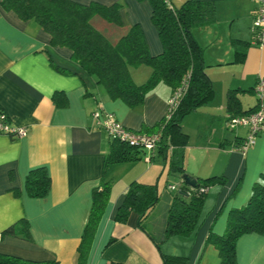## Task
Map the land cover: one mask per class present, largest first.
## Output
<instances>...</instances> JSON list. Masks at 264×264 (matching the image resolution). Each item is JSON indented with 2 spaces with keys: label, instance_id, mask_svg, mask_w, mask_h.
<instances>
[{
  "label": "crops",
  "instance_id": "0c3cea01",
  "mask_svg": "<svg viewBox=\"0 0 264 264\" xmlns=\"http://www.w3.org/2000/svg\"><path fill=\"white\" fill-rule=\"evenodd\" d=\"M75 1L121 5V27L97 16L91 19L93 27L116 43L138 24L149 53H161L148 1ZM185 1L170 0L174 7ZM199 1L212 2L216 14L213 23L192 29L193 38L203 49L214 95L208 104L183 118L182 131L188 136L183 166L192 178L219 177L221 181L209 187L193 234L167 240H163V232L176 191L169 187L177 189L179 185H168L166 178L160 190L159 183L164 173L179 177L169 172L168 162L156 152L139 151L133 153L134 160L109 161L108 137L92 113L100 108L112 113L125 128L141 132L166 115L171 90L159 84L135 106L111 100L95 78L82 72L71 59L69 49L53 46L50 36L35 21H22L0 5V112L11 126L26 129L25 137L0 134V254L77 264L93 190L109 181V199L84 264H162L161 255L180 257L182 264H219L218 251L208 234L225 232L229 211L246 204L253 185L264 173V133L242 154L238 146L246 129L228 125L232 113L240 114L257 104L254 88L257 79L264 76V46L252 43L254 2ZM236 50L244 53L241 61ZM150 72L141 66L132 70L131 76L136 84H142ZM229 90L237 91L236 108L227 106ZM39 167L47 171L50 187L46 195L36 198L27 194L25 177ZM133 181L156 184L160 196L142 228L135 212L125 222L115 219ZM13 225V233H3ZM235 257L237 264H264V234L241 235L235 243Z\"/></svg>",
  "mask_w": 264,
  "mask_h": 264
},
{
  "label": "trees",
  "instance_id": "16d2710c",
  "mask_svg": "<svg viewBox=\"0 0 264 264\" xmlns=\"http://www.w3.org/2000/svg\"><path fill=\"white\" fill-rule=\"evenodd\" d=\"M137 1H148L151 7L150 19L162 45V51L157 55L149 53L138 24L131 26L116 43H111L93 27L91 19L95 16L106 23L121 27L119 4L102 5L92 2L84 5L75 0H0V5L4 10L15 13L22 21H35L50 36L53 46L69 49L71 59L82 72L95 78L96 83L105 89L111 100H121L128 106H135L142 103L146 95L159 84L167 86L172 92L171 96L184 86L175 108L153 127L141 130V133L159 135L156 153L168 162L169 172L176 173L181 179L168 206L163 240L176 235L187 237L193 234L199 224L209 187L221 181L219 177H209L194 178V186L184 182L183 176L186 173L183 158L188 136L181 127L186 115L208 104L214 95L212 82L205 71L203 49L193 38L192 29L213 23L216 19L215 8L212 2L199 0H186L179 7L164 0ZM235 54L241 61L244 53L236 50ZM141 66L148 67L151 72L145 82L136 84L131 71ZM236 92H227L226 102L229 108L239 106ZM256 109L257 104L240 114L232 113V117L249 114ZM108 140V160L113 163L134 160L136 157L133 153L145 152L143 149L129 147L120 140ZM49 187L50 178L45 168L28 171L25 189L29 196L43 197ZM110 190L109 181L93 190L92 208L78 249L77 264L85 262ZM159 197L156 184L147 185L133 181L124 193L115 219L125 222L128 215L135 212L139 215V227L142 228L141 224L155 208ZM15 225L5 229L3 233H13ZM252 232L264 234V173L262 180L253 185L246 204L229 211L225 232L222 235L212 232L208 234L209 242L218 251L219 264H237L236 240L241 235ZM155 245L158 248L159 244ZM161 257L162 264L183 263L180 257ZM0 264L57 263L0 254Z\"/></svg>",
  "mask_w": 264,
  "mask_h": 264
},
{
  "label": "built area",
  "instance_id": "2783aa9c",
  "mask_svg": "<svg viewBox=\"0 0 264 264\" xmlns=\"http://www.w3.org/2000/svg\"><path fill=\"white\" fill-rule=\"evenodd\" d=\"M170 4V0H164ZM256 4L254 20L252 25L253 45L264 46V0H250ZM184 86L171 96L168 102L166 114L171 112L180 97ZM254 93L257 100V109L249 114L233 116L229 118L228 125L231 129L241 127L246 129V136L238 146V150L245 154L255 143L256 138L264 133V77L257 79ZM92 116L96 124L100 126L110 139L120 140L129 147L143 149L149 154H154L158 149V134H144L125 128L114 115L98 108L93 111ZM0 134L12 137H25L26 129L14 127L8 123L7 116L0 112ZM170 190H175L170 186Z\"/></svg>",
  "mask_w": 264,
  "mask_h": 264
},
{
  "label": "rangeland",
  "instance_id": "374dc122",
  "mask_svg": "<svg viewBox=\"0 0 264 264\" xmlns=\"http://www.w3.org/2000/svg\"><path fill=\"white\" fill-rule=\"evenodd\" d=\"M166 178H168L167 179L168 185H179V183H180L179 178H177V177H175L173 175H171V177H169V176L166 177V173H164V175H162V177L160 179V183H159V187H161L160 190H162L164 188V184H165Z\"/></svg>",
  "mask_w": 264,
  "mask_h": 264
},
{
  "label": "water",
  "instance_id": "95a60500",
  "mask_svg": "<svg viewBox=\"0 0 264 264\" xmlns=\"http://www.w3.org/2000/svg\"><path fill=\"white\" fill-rule=\"evenodd\" d=\"M183 180L186 184H188L189 186H194L195 185V179L192 178L191 176L188 175H184L183 176Z\"/></svg>",
  "mask_w": 264,
  "mask_h": 264
}]
</instances>
